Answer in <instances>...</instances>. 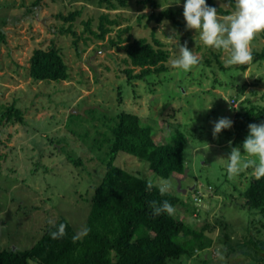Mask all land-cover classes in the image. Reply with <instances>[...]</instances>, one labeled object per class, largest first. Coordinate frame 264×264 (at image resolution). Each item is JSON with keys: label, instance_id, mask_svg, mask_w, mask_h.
Returning a JSON list of instances; mask_svg holds the SVG:
<instances>
[{"label": "rangeland", "instance_id": "obj_1", "mask_svg": "<svg viewBox=\"0 0 264 264\" xmlns=\"http://www.w3.org/2000/svg\"><path fill=\"white\" fill-rule=\"evenodd\" d=\"M140 1L109 10L99 0H45L39 6L36 0H0V29L6 35L0 44V250L31 248L48 223L62 216L84 232L85 215L107 171L110 126L117 115L128 112L139 116L141 127L152 129L158 145L177 132L185 136L186 174L171 177L168 192L183 201L173 215L203 232L204 247L170 264H264L254 258L260 253L251 244L264 243V213L251 209L246 196L253 169L231 176L227 172L229 141L243 152L242 144L234 142V124L216 138L212 134L219 118L234 122L251 103L264 106V60L226 67L230 52L205 46L195 31L186 30L185 0H157V11H176L182 28L172 21L140 22V16L151 12ZM214 2L234 11L227 0ZM74 11L82 12L72 24L78 39L62 33L70 23L59 18ZM102 14L118 22L104 41L85 25L91 21L97 32ZM128 26L132 29L123 38L153 42L155 33L166 45L167 71L127 79L126 43L116 46L111 40ZM173 29L178 37L170 40ZM178 39L199 58L189 71L171 66ZM53 47L69 66V80L34 81L29 70L34 51ZM250 48L252 54L262 52L264 32ZM12 107L21 111L25 123L7 116ZM114 164L146 180L160 178L147 162L123 152ZM178 179L186 194L179 191Z\"/></svg>", "mask_w": 264, "mask_h": 264}, {"label": "trees", "instance_id": "obj_2", "mask_svg": "<svg viewBox=\"0 0 264 264\" xmlns=\"http://www.w3.org/2000/svg\"><path fill=\"white\" fill-rule=\"evenodd\" d=\"M43 1L45 0H36L35 5L39 6ZM129 1L99 0L109 10L127 8ZM227 1L235 8V0ZM140 2L151 8L150 13L139 17L140 22L143 19L157 24L172 21L175 25L184 27L173 9L157 11L160 7L157 0ZM206 3L216 7L219 16L231 14L214 0H206ZM81 15V11L71 12L68 16L59 15L64 22L70 23L67 29H62V33L77 37L72 24ZM85 25L86 30L95 38L104 41L118 22L111 20L108 14H102L97 32L92 30L91 21L85 22ZM131 29L130 26L119 29L117 39L111 40L112 45L116 46L126 43L122 46L127 55L125 63L131 66L124 71L127 79L141 80L167 71L166 63L170 54L165 49L166 45L155 37V33L153 42L145 38L132 40L131 35L123 38ZM5 41V32L0 29V44ZM75 44L78 42L75 41ZM252 55L256 62L263 61L264 49L262 52L255 51ZM30 63V77L34 81L62 82L70 78L69 66L55 47L48 50L36 49ZM137 69H140L138 73L135 72ZM12 110L13 113L9 110L7 116L25 123L21 111L14 107ZM261 122H264V106L251 103L250 107L238 112L233 122L236 135L234 142L243 144L248 135V125ZM110 130L113 139H110L106 156L107 171L96 187L91 209L85 215L84 232L80 234L67 216H62L58 221L48 223L42 237L31 248L0 250V264H170L172 260L191 257L196 249L204 247L203 232L195 230L186 221L173 214L153 215V201L159 204L166 200L176 208L183 203L179 196L171 192L161 195L155 186L149 190L148 180L114 164L118 154L123 152L147 162L151 171L159 177L170 179L183 175L186 170L183 154L185 136L177 132L167 139L166 144L158 145L153 140L152 129L141 127L139 116L128 112L117 115ZM75 163L82 164L80 161ZM246 196L251 209L264 213V178H253ZM61 224L66 225V234L62 238L53 239L50 233L57 232ZM251 244L260 253V258H254L263 262L264 243L260 246L256 242Z\"/></svg>", "mask_w": 264, "mask_h": 264}, {"label": "clouds", "instance_id": "obj_3", "mask_svg": "<svg viewBox=\"0 0 264 264\" xmlns=\"http://www.w3.org/2000/svg\"><path fill=\"white\" fill-rule=\"evenodd\" d=\"M183 9L186 30L195 31L196 36L205 46L230 52L229 57L224 61L226 67L252 62L250 44L258 33L264 32V0H235L234 11L223 17H220L218 9L209 6L206 0H185ZM174 36L178 37V34L173 29L172 35L168 38L173 40ZM174 42L178 48V54L170 61L174 69L189 71L199 64V58L188 48L187 42L183 45L180 44L179 39ZM207 110H211V107ZM232 126L233 122L230 119L219 118L214 122L213 137H218L223 130ZM231 145L232 142L229 141L231 151L226 157L228 174L231 176L238 174L242 168H252L251 174L256 179L264 178V122L248 125V135L242 144L243 152L239 147ZM154 186L161 195H164L171 189L172 182L162 177L155 181L149 179L148 189ZM151 207L153 215L157 216L162 213L172 215L175 211L166 200L159 204L153 201ZM65 228L66 225L61 224L57 232L50 233L51 237L62 238L66 234Z\"/></svg>", "mask_w": 264, "mask_h": 264}, {"label": "water", "instance_id": "obj_4", "mask_svg": "<svg viewBox=\"0 0 264 264\" xmlns=\"http://www.w3.org/2000/svg\"><path fill=\"white\" fill-rule=\"evenodd\" d=\"M186 174V173H185ZM179 180V179H178ZM181 180H179V191L180 192H182V193H184V194H186L187 193V191L186 190H183V189H181L182 188V185H181Z\"/></svg>", "mask_w": 264, "mask_h": 264}, {"label": "built area", "instance_id": "obj_5", "mask_svg": "<svg viewBox=\"0 0 264 264\" xmlns=\"http://www.w3.org/2000/svg\"><path fill=\"white\" fill-rule=\"evenodd\" d=\"M196 200H198V199H196Z\"/></svg>", "mask_w": 264, "mask_h": 264}]
</instances>
